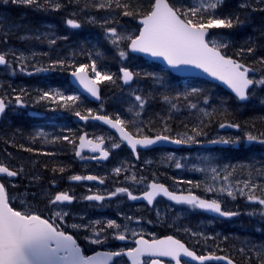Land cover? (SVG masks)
<instances>
[{"label":"snow or ice","instance_id":"6c2138e0","mask_svg":"<svg viewBox=\"0 0 264 264\" xmlns=\"http://www.w3.org/2000/svg\"><path fill=\"white\" fill-rule=\"evenodd\" d=\"M13 3L17 5H24L29 7H35L43 10H55L59 11L66 5L61 3L60 0H3V3ZM69 3H74L78 6L80 11H86L89 9L118 11V14L125 17H141L140 23L142 28L139 30L138 35L122 34L117 30V27H108L109 21L103 19L100 21L101 27H104V32L107 40L117 48H120L121 44H125V47L132 52H140L150 54L154 57L163 58L168 65L173 68H178L181 65H193L197 68L203 69L206 73L212 77L223 81L228 85L235 93V97L243 102L249 101L256 96L254 89L256 86H260V90L264 92V57L257 58L254 63L260 67H250L240 63L237 59L224 54V49L229 47L230 41L222 33H210L212 29H234L242 28L249 22L250 15L253 12H264V0H244L241 3L240 8L242 10L247 9L248 14L242 19L239 13L221 14L219 9L223 8L225 0H197L195 5L189 7H178L170 4L168 0H152L149 9L145 12L138 6L133 4V0H69ZM73 16L76 13L72 14ZM88 22L92 24L98 23L95 16H90ZM4 21L0 20V24ZM66 24L73 29H78L82 25L74 18L66 20ZM55 44L56 41H50ZM126 42V43H125ZM256 51L255 47L249 46L246 49L241 48L237 55H244L245 52L249 55ZM13 57H16L15 53H12ZM99 55L97 58H99ZM119 57L127 58L128 51L120 50ZM17 59L21 64V71L27 73L24 63L26 57L20 54ZM9 61L6 59V54L0 53V65L7 66ZM69 65L64 60L54 61L48 70H55L56 68H65ZM73 70L71 76L74 77L80 86L87 91L92 97L99 99V84L105 81L115 83L113 75L106 72H101L97 68V60L93 59L90 64H81L79 66L70 65ZM36 72L45 71L42 68H36ZM91 72V75H89ZM121 79L125 84L134 80V77L141 75L150 76L148 73L133 72L128 68H121ZM260 72V76L251 75L250 73ZM200 90L192 89L190 93L181 94L185 100L193 94L198 93ZM134 100L137 102L133 107H139L141 111L135 112V116L139 117L145 104L148 102L144 97L135 95L133 93ZM180 97H176L179 99ZM165 101H169L168 96H164ZM15 104L24 106V100L21 95H17L14 98ZM39 101H49L60 105L61 107L71 109L74 108L78 101H80L79 95H65L61 91H43L39 95ZM204 103H208V98H204ZM260 103L264 104V98L260 99ZM12 104L11 100L6 99L5 96H0V116L4 115L6 110ZM172 108H176V104H171ZM188 107L196 109L197 104L189 102ZM133 109L129 108L131 112ZM87 114L82 115L80 111H75V115L79 117L81 121H88L89 119L100 120L110 125L112 129H116L119 132V137L122 141L135 152L137 146L148 147L156 144L159 141H171L172 138L169 135L158 134L154 138L147 135H143L142 131L137 128L135 134L126 130V125L133 123L131 120H124L117 118L111 119L105 115H93L92 109L86 110ZM205 116H210L211 113L204 111ZM221 128L226 126L232 128H240L239 124L225 125L221 123ZM169 129L165 128V131ZM194 134L189 135L184 139H176L172 142L176 144H188L196 141V137L205 135L200 127H194L191 130ZM40 136H44V133H38ZM142 137V138H137ZM246 140L249 142H258L264 144V133L260 135H253L252 133H246ZM35 139V137H33ZM67 141L69 144L76 145L77 141L70 139L69 136L56 137L53 141L45 139V143H55L57 141ZM78 148L75 152L76 156H81L83 149L88 148L92 152H99V156H92L91 159H104L107 160L110 151L103 147L105 141L103 137H98L96 140L87 139V134L78 138ZM215 142V141H214ZM239 139L228 141L220 140L219 143H234L238 144ZM121 145L119 143H112L110 147L117 149ZM23 150L28 152L37 151L33 148H24ZM45 155H54V153H43ZM10 157L11 154L9 153ZM137 158L138 154H137ZM180 163H176V168H181ZM127 171L126 168L116 167L114 172L116 175H120L121 172ZM53 173H64L65 168L61 166L53 167L51 169ZM204 171V169H200ZM210 172L213 174L212 179L222 181L219 188H213L207 186L205 191L207 192H219L226 194L232 199L237 198V194L245 196L247 201L252 202L259 206H264V184H258L252 179H245L243 181L231 180L233 177V171H228L227 174L221 175L216 168H210ZM24 173V167L13 169L10 168L7 163L0 161V264H109L113 258L129 257L132 260V264H143L141 258L149 257L150 264H163L162 260L155 257H170L174 260L175 264H181V256H186L193 261H199L200 264H205L210 260H224L227 264H235L227 256H216L213 254L197 255L195 251L190 250L180 240L175 239L173 236H167L164 239H152L151 241L144 239L142 236L136 240V247L129 248L126 251L120 249L119 251H107L97 252L95 255H84L80 245L77 243V239L73 234L65 232L59 222H65L66 217L69 216L67 211L59 210L52 211L48 208L49 205L58 207L65 202L71 204L76 197L69 194L67 191H60L54 196L49 197L48 193L42 192L40 195L45 199V208H48L49 215L45 217L42 212H38L29 208L28 211L16 210L12 206L9 196V187H15L14 184L6 185L3 178H18ZM251 176V173H249ZM261 178L264 179V173H261ZM33 179H39L33 177ZM72 181H98L103 184L104 179L94 175H72L70 177ZM133 181H137L135 175L130 178ZM142 182V181H138ZM189 183H191L189 181ZM52 185L56 184V181H51ZM242 185V186H241ZM194 187L199 188L200 184L197 183ZM245 189L248 191L246 192ZM257 190L261 192V195H256ZM118 194H126L128 199L137 200L141 197L134 195L132 191L127 187H117L114 191L107 193V196L101 194L87 195L83 199L87 201H104L112 197H116ZM163 195L176 201L179 204H186L193 209H202L211 212L218 213L224 217L237 216L240 213L236 211H222L221 203L217 199H202L200 196L189 193L188 195H176L170 192L163 184L152 182L149 185V190L144 191L142 198L146 199L149 204H152L154 199L158 195ZM36 194H33L35 196ZM261 216H264V207L261 208ZM132 220V217H128ZM99 226V227H97ZM73 229H82L85 233L91 232L92 235H85L84 239L91 244H104L110 238L124 241L127 239L125 233H128L130 229L126 225L117 223L116 220H107L106 222L101 220H95L91 224L89 223H73L71 225ZM113 230L108 233V230ZM103 234V238H101ZM131 235L136 236L137 233L132 231ZM193 236L203 235L202 233H192ZM241 251H244L241 249ZM257 264H264V247L261 248L258 253ZM187 264V262H186Z\"/></svg>","mask_w":264,"mask_h":264},{"label":"rangeland","instance_id":"374dc122","mask_svg":"<svg viewBox=\"0 0 264 264\" xmlns=\"http://www.w3.org/2000/svg\"><path fill=\"white\" fill-rule=\"evenodd\" d=\"M60 2L66 5L61 9L64 11V15L55 13L53 12L54 10L51 9H37L34 6L17 5L11 2L5 4L3 0H0V20L4 21L3 24H0V53H4L11 57L9 68L0 69V93L2 96H5L6 99L11 100L12 103H15V96L21 95L25 107L33 111L34 114L43 113L49 115L53 120L52 122H57V124H60L67 131L64 135H57L55 134L53 125L47 122L42 123L37 120L27 129V133H30L35 138H40L38 137V133L42 132L47 136L48 141H53L56 137H63L68 133L67 136L74 140L75 138H72L70 133L75 129V124L72 119L68 120V126L65 124L67 123L66 120L69 118V113H66V111L70 109L49 101H39V95L43 91L60 90L57 88L43 89L38 86V83L26 82L20 77L26 76V78L31 77L37 79L40 75L41 79L49 81L48 76L58 77L60 73L63 74V76H68L69 72L73 70L70 66L72 64L77 66L81 64H90L93 59H96L98 70L113 75V80L115 81V83L106 81L107 92L102 105L98 106L97 110L106 111L108 109H116L122 116L133 121L132 129L135 132L137 128L141 131L147 129L157 132H166L165 128L169 130L176 128L179 134L178 137L184 139L194 134L191 131L194 127L204 129L210 124H213L211 126H213V129L217 130L212 133V139L217 138L225 140L231 138L232 141L239 139V145L236 146V144L232 143V149L221 147L206 150L199 148L192 151L187 149V155L183 154L181 151L170 153L175 159L173 163L174 167L172 166V168L177 169V187H185V184L180 182L198 180V182L203 183L206 187L212 186L213 188H219L222 181H214L212 179L213 174L210 172V168L213 167L216 168L221 175H225L228 171L234 170L233 177L231 178L233 182L235 180L243 181L245 179H252L258 184H264V179L261 178V173H264V145L258 142H249L245 138L246 133L249 132L253 135H260L263 133L258 131L259 128L257 126L264 127V117H259V119L255 117L254 120L257 119V126L252 125L243 127L238 133L227 135L225 132H220L219 124L221 121L218 122L217 125H214V117H211V115L205 116L203 113L204 111L211 113L216 109H219V111L222 109V111H228L230 113L235 110L236 113V102L233 101L231 97L222 94L221 91L211 93V91L214 90L212 85L202 83L200 86L198 81H193L194 83L192 81H185L179 84V86H175L170 80L169 73L156 67L154 64L148 63L147 60L140 56L132 55V57H130L128 54L127 58L119 57L118 53L120 50H117V48L107 40L104 27H101L100 21L107 19L109 21L108 27H117L119 32L128 35H137L141 27L132 20L131 23L128 22L130 20L121 21L118 24L113 23L125 18V16L119 15L118 11H109L105 9V12H100L101 10L84 12L80 11L76 4L69 3V0H60ZM192 2L196 4L197 0H192ZM239 2L241 5L244 0H239ZM135 3L136 2H133V4ZM239 4L235 1L231 9L226 10L227 8L224 7V10L228 11V14L237 13L235 10L237 9L236 6ZM245 10L246 12H243L244 10L239 12H242L240 16H243V18L249 11L247 9ZM73 13H76V15L73 16ZM255 15L258 16L259 21L248 28L250 24L256 20ZM90 16H95L98 23L92 24L88 22ZM69 18L77 19L82 26L78 29L71 28L66 24V20ZM262 22H264V12L257 11L251 13L249 22L242 27L243 34H238L237 39L234 41L235 47H239V49H246L249 47L248 44L256 48L253 54L247 56H250L249 60H247V57L244 58L254 66H256L254 61L257 58L264 57V23ZM74 30H77L79 33L74 34ZM222 34L230 41V46L233 36L225 32H222ZM52 40H55L56 43L52 44L50 42ZM12 53H15L16 57H13ZM20 54L26 57L23 66L26 67L27 73H32L31 75L20 70L21 64L17 59ZM98 54H100L99 58H97ZM56 60H64L69 66L48 70L50 65ZM113 60H115L116 64H119L117 68L112 67ZM122 61H125V64ZM104 65L106 67H104ZM122 65L131 67L136 72L142 74L148 73L151 75H141L137 77V81L131 86H126L122 83L118 84L117 77L115 76ZM256 67L260 66L257 65ZM36 68H42L45 69V71L36 72ZM105 69H108L109 72L105 71ZM54 77H52V81L55 80ZM8 82H10V84H8ZM54 82H56V80ZM31 84L32 87H30ZM192 89H198L200 91L191 95L188 100H185L181 94L190 93ZM15 90H19V92L24 90V92H14ZM254 91L256 92V96L251 99L252 103H250V105H253L252 109H250L253 111V114H248L249 116L246 115V118L254 115L255 111L258 113L259 110H263L264 112V104L260 103V99L264 98V92L260 90V86H257ZM35 92L40 94L34 95L33 93ZM133 93L144 97L148 101L139 117L135 116V112L141 110L138 106L133 107L137 104L134 100ZM64 94L79 95L78 93ZM79 96L80 101L77 102V107L85 100L81 95ZM164 96H168L170 100L165 101ZM178 96L180 98L176 99ZM205 97L208 98V103H204ZM189 102L196 103L197 108L191 109L188 107ZM172 103L176 104V108L171 107ZM248 104L249 103L243 105ZM233 106L234 109H231ZM247 107L241 108L239 113L244 112ZM74 108L71 109L73 110ZM129 108L133 110L129 112ZM55 109H58V111L51 112ZM58 112L61 113V117L59 118L56 115ZM255 115L258 114L255 113ZM9 118L10 114L8 120ZM81 124L82 123L77 124V130H80ZM192 124L193 128L190 129ZM99 127V125L93 123L91 126H88V129L97 137L110 138L118 141L116 136L110 131L103 127H100V129ZM20 132L24 131L15 122L10 124L9 121H6L3 124V127L0 129V158L6 161H17L19 166L24 167V170H28V168L38 169L40 162L37 161L38 164H36V161H33L35 157H31L25 152L18 153L16 151L15 141L18 139V136L14 134ZM41 139L45 141L44 138ZM62 141L63 140L57 142L60 145ZM247 148L253 150L246 152ZM9 153L11 154L10 157L8 156ZM61 154L66 153L62 152ZM167 155L169 154L167 153ZM241 156H243V158H241ZM58 158L61 161L67 160L62 157ZM176 163H180L182 165L181 168H176ZM167 166L170 165L167 164ZM116 167H121L120 162L113 165V169ZM200 169H204V171H200ZM51 172L52 171L49 170L45 172V174H50ZM249 173H251V176ZM36 176H40V173H37ZM245 191L247 192L248 190L245 189ZM40 193L41 192L38 191V194ZM207 193H211L214 199L224 202L228 210L236 211L240 214L227 222L214 218H208L206 221L205 218H200L199 221L203 224V228L193 229V233H202L203 235H196V239L207 244L227 245L233 250L234 256L246 264L257 262L258 253L261 248L264 247V216L260 214L261 208L264 206L249 202L245 196H240L239 194H237L236 199H232L226 194L219 192ZM256 195H261V192L257 190ZM19 201L25 204L26 207H28L27 205H32L39 209H41L40 207L45 208V199L42 198L41 195L38 198L31 197V199H29L28 194L24 193V196H19ZM59 210L66 211L65 209H57L55 211ZM132 218H134V216H132ZM80 221L84 222L83 219ZM198 223L196 225H198ZM188 228L190 229L191 226L182 227L184 232H188ZM138 231L139 230H135L134 232ZM220 247H223V245H220ZM241 249L244 251H241Z\"/></svg>","mask_w":264,"mask_h":264},{"label":"flooded vegetation","instance_id":"af4514ba","mask_svg":"<svg viewBox=\"0 0 264 264\" xmlns=\"http://www.w3.org/2000/svg\"><path fill=\"white\" fill-rule=\"evenodd\" d=\"M77 110V109H76ZM75 124V139L77 141V122ZM93 124V122H92ZM106 129L105 126H101ZM99 127V128H100ZM101 129V128H100ZM152 131V130H149ZM157 132V131H156ZM159 134L169 135L170 137L176 138V136L169 133V131H160L157 132ZM98 138L96 135H91L89 139L96 140ZM113 143H119L121 146L117 149H112L110 147V142L107 141V148L110 151V155L108 157V162L102 163L97 161V159H91L92 153L85 152L81 154V156H76L75 152L77 151V144L71 146H65L66 154H59L58 157L66 158L69 160V164L65 167L64 173H50L45 174V172L51 170L48 163L42 166L43 174L41 178L44 180H48L51 178H55L59 184H63V180L65 179L66 174L70 171H73L77 175L87 176V175H100L102 179H104V183L101 184L98 181H77L76 185L69 186V190L72 195H74L77 199V202L81 200L84 194H101L107 196V193L114 191L117 187H127L130 191L133 192L134 195L138 197H142L144 191L149 190L148 186L152 182H160L169 186L171 189L176 190V180H174L173 176L176 171L173 170L171 166V158L165 154L156 153L158 150L169 151L168 148L158 147L153 150L148 151H140V153H135L129 150L128 146H125L119 141L110 139ZM201 147L200 145H197ZM68 149V150H67ZM251 149V148H250ZM137 154L138 157L137 158ZM133 159H136L141 162L135 169L132 171V175H135L139 181L131 184L128 182L123 176L125 171L122 170L121 174L118 176L115 174L114 169L107 170V165L110 162L118 161L122 169L126 168L130 165ZM47 160V159H45ZM167 163L170 166H167ZM151 166H150V165ZM49 166V168H48ZM47 167V168H46ZM45 170V171H44ZM51 177V178H50ZM195 181V180H192ZM195 183H199L200 187H194V185L187 186L184 189H180L177 191H190L199 193L203 196L210 195L212 198L214 196L211 193H207L205 191L206 186L203 183L195 181ZM83 201H86L85 199ZM99 205H103L106 209L105 220H101L106 222L107 220H116L117 223L122 225H126L128 228L133 226H138L141 233H138L136 236L131 235V231L125 233L127 239L124 241H119L115 239H109L104 244L96 245L91 244L87 240L84 239V236L90 235L89 232L85 233L84 230L80 231L77 234L82 242L84 243L82 246L85 252L94 253L97 251H119L120 249H124L125 251L129 248L136 247V240L140 239L142 236L144 239L151 241L152 239H162L163 237L173 236L175 238L180 239L185 243V246L190 250L195 251L197 255H220L227 254L233 257L234 252L230 249L229 246L224 244H207L202 241L196 239L195 236L192 235L193 229L203 228V224L199 221L200 218H205L207 221L209 217H211L207 212L202 209H193L191 206L186 204H179L171 202L163 197H160L156 203L149 204L146 201H132L128 199L126 194H118L116 197H112L110 199H106L99 203ZM168 207L170 213L161 214L158 216L156 211L159 207ZM172 206L173 209L169 208ZM187 211L185 218L178 217L177 214ZM123 212H130L135 215L133 220H129L128 217L123 216ZM77 216V215H76ZM199 221V223H198ZM198 223V225H196ZM188 226L191 228L187 229L188 232H184L182 227ZM113 230L109 229L108 233H111ZM103 238V234L101 236ZM223 245V247H220ZM162 260L163 264H175L174 260L170 257H155ZM149 257H142L141 260L143 264H150ZM199 264L197 261H193L186 256H181V264ZM256 263L257 262H252ZM111 264H132V260L129 257L123 256L114 259ZM206 264H218V263H206Z\"/></svg>","mask_w":264,"mask_h":264},{"label":"trees","instance_id":"16d2710c","mask_svg":"<svg viewBox=\"0 0 264 264\" xmlns=\"http://www.w3.org/2000/svg\"><path fill=\"white\" fill-rule=\"evenodd\" d=\"M171 1H172V3L175 6H178V7H188L186 5V3L184 2V0H171ZM133 2H136L134 4L135 6H138L142 11H145L146 12L149 9V7H150V5L152 3V0H133ZM234 4H235V1L230 0L229 1V4H228V7L229 8H232V6ZM90 10H94V9H89V10H86V11H90ZM116 11H118V10H116ZM53 12L60 13L61 15H64L65 14L63 10H59V11H55L54 10ZM262 23H264V22H262ZM248 28H250V27H248ZM246 35H248V34H246ZM248 46H250V44H248ZM239 50H240L239 47L237 48V47H235V45L233 46V52L235 54H237L239 52ZM244 55H245V57H247L249 54H247L245 52ZM249 58H250V56L247 57V60H249ZM118 65L119 64H116L115 60L112 61V67L117 68ZM8 84H10V82H8ZM235 106L237 108V112L236 113H235V110L230 113L228 111H222V109H220V111H219V109H217V111H215L214 114L211 116V117H214V119H215L214 125H217L218 122H220L222 120H227L228 119V120H230V122L238 123L242 128L243 127H249V126H252V125H256L257 126V123H256L257 122L256 121L257 119L254 120V118L256 117V118L259 119V117H261V118L264 117L263 110H259L258 113H257V111H255L254 112V115H251L250 117L246 118L245 116L248 115V114H253V111H251L250 108L247 107V105H241V104H237L236 103ZM245 107H247V109L244 112L239 113V111L241 110V108H245ZM231 109H234V106ZM115 111H117V110L116 109L115 110H110V112H115ZM255 113L258 114V115H255ZM220 118H222V119H220ZM211 125H213V124H210L209 126H207V127H210V128L201 129V130H203L204 133H206L204 136L211 138L212 133H214V131L217 130V129H213V126H211ZM257 127L259 128L258 131L264 133V127H259V126H257ZM191 128H193V124H192V127L190 126V129ZM74 132L75 131L73 130L70 133L72 135V138H75V133ZM200 136H202V135H200ZM200 136H197V137H200ZM197 137H196V141H202L200 138H197ZM67 143H68L67 141H62V142H60V146L61 147L62 146H66ZM49 162H50L49 163L50 169H52L53 167H57V166H61V167H64V168L67 166L66 163L64 161H61L60 159H58V160L52 159ZM51 173H53V172H51ZM257 261H258V256H257ZM254 264H256V263H254Z\"/></svg>","mask_w":264,"mask_h":264},{"label":"bare ground","instance_id":"6f19581e","mask_svg":"<svg viewBox=\"0 0 264 264\" xmlns=\"http://www.w3.org/2000/svg\"><path fill=\"white\" fill-rule=\"evenodd\" d=\"M260 53H263V52H260ZM264 54V53H263ZM259 57V56H258ZM257 66V65H256ZM13 88V87H12ZM14 92H19V90H15ZM21 93L22 92H24V90H21L20 91ZM19 92V93H20ZM28 96V95H27ZM29 97H31V96H29ZM34 97V96H33ZM252 99V98H251ZM250 103H252L251 101L249 102V104L248 105H250ZM247 105V106H248ZM252 106L253 105H250L249 106V108L250 109H252ZM37 120H34V122H33V124L36 122ZM73 121V120H72ZM74 122V121H73ZM48 123V122H47ZM75 123V122H74ZM77 123H82V121L79 119V117H77ZM93 123H95V124H97V125H101V126H105L106 128L108 127V125L106 124V123H103V122H101V121H93ZM221 123H225L226 125H229V124H238V123H234V122H230V120H222L221 122H220V124ZM32 124V125H33ZM48 124H50V125H52V123H48ZM219 124V125H220ZM54 126V125H53ZM191 127H192V125H191ZM241 127V126H240ZM54 128H55V134H62V135H64L67 131L61 126V125H59V126H54ZM242 128V127H241ZM192 129V128H191ZM220 132H223V131H221V130H219ZM35 133H36V131H35ZM169 133H171L172 135H174V136H176V138H173V137H171L172 139H181L180 137H178V133H177V129L175 128V129H171V130H169ZM68 134V133H67ZM66 134V135H67ZM38 137H40V138H44V139H48L47 138V136L46 135H44V136H38ZM214 140H217V138L215 139L214 138ZM198 145H202V141H199V142H196ZM60 146V145H59ZM68 150V149H67ZM58 153L56 154V156H55V160H58L59 158H58ZM64 162L66 163V165H68L69 164V160H64ZM47 165V164H46ZM52 167V166H51ZM47 168V167H46ZM49 168V167H48ZM50 169V168H49ZM28 179H26L25 181H27Z\"/></svg>","mask_w":264,"mask_h":264},{"label":"water","instance_id":"95a60500","mask_svg":"<svg viewBox=\"0 0 264 264\" xmlns=\"http://www.w3.org/2000/svg\"><path fill=\"white\" fill-rule=\"evenodd\" d=\"M195 70H197L199 73H202V74H204V76H207V77H210V78H212V79H214V80H217V81H219V82H221L222 84H224L225 86H227L229 89H231L228 85H226L223 81H220L219 79H217V78H215V77H212L210 74H208V73H206L203 69H200V68H197V67H195ZM77 84H78V81H77ZM79 85V84H78ZM82 87V86H81ZM232 90V89H231ZM99 98H100V88H99ZM100 121V120H99ZM101 122H103V121H101ZM103 123H105V122H103ZM226 125V124H225ZM108 126H110V125H108ZM111 127V126H110ZM224 128H231V127H228V126H226V127H224ZM116 130V129H115ZM117 132H118V130H116ZM214 143H217V142H209V143H205V145L206 146H210V145H212V144H214ZM176 144V143H175Z\"/></svg>","mask_w":264,"mask_h":264}]
</instances>
